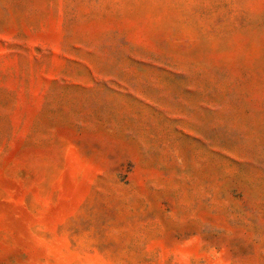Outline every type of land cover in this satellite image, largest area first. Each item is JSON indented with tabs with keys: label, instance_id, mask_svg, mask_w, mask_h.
Masks as SVG:
<instances>
[{
	"label": "rangeland",
	"instance_id": "374dc122",
	"mask_svg": "<svg viewBox=\"0 0 264 264\" xmlns=\"http://www.w3.org/2000/svg\"><path fill=\"white\" fill-rule=\"evenodd\" d=\"M0 264H264V0H0Z\"/></svg>",
	"mask_w": 264,
	"mask_h": 264
}]
</instances>
